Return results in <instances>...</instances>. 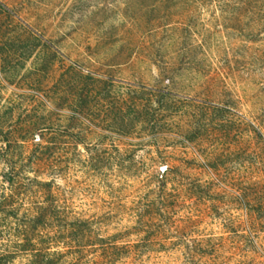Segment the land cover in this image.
Masks as SVG:
<instances>
[{
  "label": "rangeland",
  "instance_id": "374dc122",
  "mask_svg": "<svg viewBox=\"0 0 264 264\" xmlns=\"http://www.w3.org/2000/svg\"><path fill=\"white\" fill-rule=\"evenodd\" d=\"M0 1L17 13L0 8V198L101 218L128 232L124 262L264 264V33L248 4Z\"/></svg>",
  "mask_w": 264,
  "mask_h": 264
},
{
  "label": "trees",
  "instance_id": "16d2710c",
  "mask_svg": "<svg viewBox=\"0 0 264 264\" xmlns=\"http://www.w3.org/2000/svg\"><path fill=\"white\" fill-rule=\"evenodd\" d=\"M240 1L248 4L258 17L260 26L256 28V36L261 37L264 0ZM0 8L10 16H17L2 1ZM7 141L2 149L3 159L13 169L10 180L13 184L18 162L12 154L13 141ZM12 196L6 192L0 198V264H136L123 260L137 253L131 243L120 244L128 232L107 236L99 226L103 223L101 218L78 215L70 206L61 205L55 199L32 211L28 209L20 216ZM141 218L139 216L138 223L143 226ZM61 246L65 249H56Z\"/></svg>",
  "mask_w": 264,
  "mask_h": 264
}]
</instances>
